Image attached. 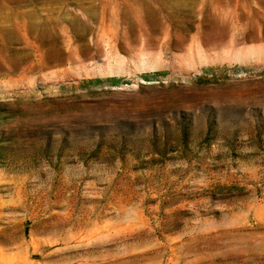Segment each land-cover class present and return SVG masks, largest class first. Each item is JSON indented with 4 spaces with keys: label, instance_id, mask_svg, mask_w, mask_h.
Wrapping results in <instances>:
<instances>
[{
    "label": "rangeland",
    "instance_id": "rangeland-1",
    "mask_svg": "<svg viewBox=\"0 0 264 264\" xmlns=\"http://www.w3.org/2000/svg\"><path fill=\"white\" fill-rule=\"evenodd\" d=\"M0 264H264V0H0Z\"/></svg>",
    "mask_w": 264,
    "mask_h": 264
}]
</instances>
